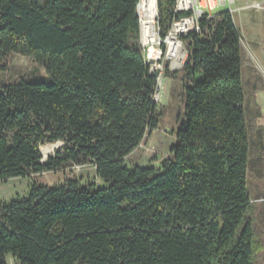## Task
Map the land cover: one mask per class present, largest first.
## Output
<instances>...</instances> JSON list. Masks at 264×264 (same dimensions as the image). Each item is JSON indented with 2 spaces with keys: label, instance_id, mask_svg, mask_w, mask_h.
<instances>
[{
  "label": "trees",
  "instance_id": "1",
  "mask_svg": "<svg viewBox=\"0 0 264 264\" xmlns=\"http://www.w3.org/2000/svg\"><path fill=\"white\" fill-rule=\"evenodd\" d=\"M138 0H0L10 55L51 84H0V183L91 165L105 186H32L0 207V264H253L239 35L228 12L189 36L183 121L160 171L124 159L156 128ZM173 0H159L163 31ZM63 143L44 165L42 146Z\"/></svg>",
  "mask_w": 264,
  "mask_h": 264
},
{
  "label": "rangeland",
  "instance_id": "2",
  "mask_svg": "<svg viewBox=\"0 0 264 264\" xmlns=\"http://www.w3.org/2000/svg\"><path fill=\"white\" fill-rule=\"evenodd\" d=\"M263 0H235L237 7ZM233 25L240 38L242 51V86L244 113L248 132V167L246 189L253 205L251 215L255 238L262 245L253 264H264V12L243 11L232 16ZM5 71L0 73V84L44 83L51 84L44 68L36 62L18 55L7 56ZM189 83L183 73L169 77L165 90L155 110L156 128L146 130L140 144L124 159L127 169L152 168L160 171L162 163L171 158L177 144V132L183 121L184 90ZM47 157L40 151L41 165L58 152L63 143ZM49 145L42 146L46 147ZM40 148V149H41ZM69 182L80 188H101L94 168L68 165L55 172L30 173L25 179H12L0 183V207L15 200L26 199L32 186L54 188ZM7 264H17L8 257Z\"/></svg>",
  "mask_w": 264,
  "mask_h": 264
},
{
  "label": "built area",
  "instance_id": "3",
  "mask_svg": "<svg viewBox=\"0 0 264 264\" xmlns=\"http://www.w3.org/2000/svg\"><path fill=\"white\" fill-rule=\"evenodd\" d=\"M243 11L264 12V0L243 7H237L235 0H173L172 19L163 31L159 0H141L140 10H135L136 16L143 18L139 47L145 51L150 71L156 78L152 97L156 105L164 93L166 79L181 72L190 57L189 36H200L203 24L221 12L232 17Z\"/></svg>",
  "mask_w": 264,
  "mask_h": 264
},
{
  "label": "bare ground",
  "instance_id": "4",
  "mask_svg": "<svg viewBox=\"0 0 264 264\" xmlns=\"http://www.w3.org/2000/svg\"><path fill=\"white\" fill-rule=\"evenodd\" d=\"M140 8H141V0H138L135 10H140ZM136 17L138 19V24H139V36H141V25H143V18H141V16H136ZM142 52H143V57H144L146 64L150 67V61H148V59L145 58V51L142 50ZM57 148H58V144L49 145V146L41 148L40 151L44 157L45 156L47 157L52 151L56 150Z\"/></svg>",
  "mask_w": 264,
  "mask_h": 264
},
{
  "label": "water",
  "instance_id": "5",
  "mask_svg": "<svg viewBox=\"0 0 264 264\" xmlns=\"http://www.w3.org/2000/svg\"><path fill=\"white\" fill-rule=\"evenodd\" d=\"M39 151H40V149H39Z\"/></svg>",
  "mask_w": 264,
  "mask_h": 264
}]
</instances>
